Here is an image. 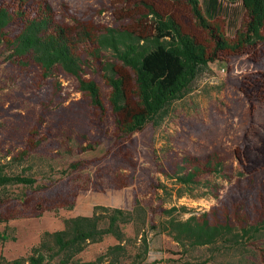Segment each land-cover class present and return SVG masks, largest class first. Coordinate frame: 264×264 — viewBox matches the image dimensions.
I'll list each match as a JSON object with an SVG mask.
<instances>
[{
  "label": "trees",
  "instance_id": "1",
  "mask_svg": "<svg viewBox=\"0 0 264 264\" xmlns=\"http://www.w3.org/2000/svg\"><path fill=\"white\" fill-rule=\"evenodd\" d=\"M242 1L245 15L235 38L230 39L219 17L218 23L208 20L199 0H113L114 17L122 23L117 29L102 28L66 7L60 16L48 0H0V56L9 53L14 67L28 78L27 90L41 91L49 84L53 95L51 100L39 102L42 109L17 161L37 151L50 136L47 132L48 136L41 137V131L52 101L60 97L61 77L78 83V91L91 108V123L99 133H104L106 122L112 119L114 142L120 146L114 158L121 155L133 166L135 135L182 98L210 63L225 62L229 84L249 104L248 122L235 150L241 172L209 211L180 220L175 215L177 208H159L167 218L157 225L153 217L159 211L155 209L148 216L138 205L132 211L97 206L92 216L67 218L64 229L44 232L28 256L8 260L1 255L0 264H157L159 261H148L149 230L172 238L185 252L220 240L235 244L264 230V0ZM105 49H111L119 63L104 61ZM234 57L242 59L231 63ZM92 65L99 72L110 71V75H103L110 88L107 97L99 83L87 77ZM91 150H95L92 144L82 149ZM101 159L79 160L71 163L70 169L85 170ZM7 169V165H0V191L14 186L30 190L23 196H1L0 223L74 206L77 191L49 195V185L40 186L36 177ZM225 169V159L214 152L166 160L160 171L176 184L191 187L210 175H224L231 181L233 176ZM122 177L117 189L129 184ZM156 188L165 190L166 186L160 183ZM27 209L31 214L23 215ZM130 224L136 229L134 238L125 232ZM10 231L15 229L7 226L0 231V243L16 240ZM107 236L117 244L94 261L78 258L89 245Z\"/></svg>",
  "mask_w": 264,
  "mask_h": 264
},
{
  "label": "rangeland",
  "instance_id": "2",
  "mask_svg": "<svg viewBox=\"0 0 264 264\" xmlns=\"http://www.w3.org/2000/svg\"><path fill=\"white\" fill-rule=\"evenodd\" d=\"M48 1L60 16L66 7L88 16V20L102 28L121 27L122 23L114 17L113 0ZM199 2L208 20L216 22L219 17L218 22L222 23L226 36L234 39L245 15L243 1ZM102 58L119 63L111 49L102 51ZM241 59L234 57L231 63ZM11 60L9 53L0 56V156H6L0 157V165H7V170L15 174L36 177L38 185H49V195L77 191V196L71 209L58 208L45 211L39 217H22L0 223L1 232L7 226L14 228L15 231L9 233L16 238L15 241L0 243V256L8 260L28 256L44 232L64 229V219L92 216L97 206L132 211L138 205L148 211V216L153 209L159 211V208L175 207L178 209L175 215L180 220H187L218 205L219 199L239 177L242 167L235 150L248 122L249 104L244 95L229 84L225 62L210 63L182 98L173 101L161 116L135 135L137 143L132 156L136 166H133L121 155L120 159L114 158L120 146L114 142L112 119L106 122L104 133H99L91 123V108L83 93L78 91V83L66 77L59 78L63 86L60 97L52 101L47 110L48 121L41 131V137L48 136L47 132L50 136L37 151L17 161L15 158L25 149L29 132L42 109L39 102L51 100L52 91L49 84H45L41 91L27 90V76L20 68L14 67ZM89 72L87 77L95 79L107 97L110 88L103 75H110V71L99 72L92 65ZM59 122L60 127L56 126ZM89 144L95 150L83 152L82 149ZM214 152L225 159V173L233 176L231 181L224 175H210L187 187L176 184L160 171L166 167V160L174 162L185 155L203 156ZM94 158L102 159L85 170L71 171V163ZM121 177L129 184L117 189L116 184L120 183L118 179ZM160 183L166 186L165 190L156 188ZM29 190L14 186L0 191V199L11 194L23 196ZM22 214L29 215L31 210L27 209ZM166 218L160 211L153 217L157 225ZM125 232L131 238L136 236L133 224L128 225ZM149 240L148 261H159L157 264H264L263 228L255 235L238 239L235 244L220 240L215 245L190 249L189 252L159 231L149 230ZM115 244L117 241L107 236L102 242L89 245L78 258L85 262L94 261ZM134 252L130 249L131 254Z\"/></svg>",
  "mask_w": 264,
  "mask_h": 264
}]
</instances>
